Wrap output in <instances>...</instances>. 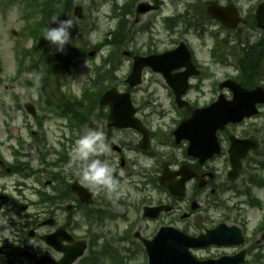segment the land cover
<instances>
[{
    "label": "flooded vegetation",
    "instance_id": "obj_1",
    "mask_svg": "<svg viewBox=\"0 0 264 264\" xmlns=\"http://www.w3.org/2000/svg\"><path fill=\"white\" fill-rule=\"evenodd\" d=\"M214 1L236 4L242 16L240 25L249 28L264 0H245L251 8L244 15L239 0ZM151 2L161 9L159 1ZM199 11L191 19L196 28L172 32L177 36L168 38L166 48L159 49L162 41L154 39L147 52L139 51L141 55H160L185 45L182 58L171 64L166 75L145 68L140 85L125 84L123 88L117 78L113 87L131 93L136 128L115 125L111 107L99 104L107 90L84 94V101L75 104L44 101L43 110L40 101H22L20 96L11 105L6 100L9 87L0 77V264H104L112 261L109 254L122 249L146 260V243L164 227L198 236L220 223L236 220L248 235L244 216L257 207L255 203L262 199L259 191L264 189L254 183L247 165L264 146L258 117L230 123L218 131L219 154H213L214 144L205 139L197 149L199 156L190 155L191 142L178 141L175 130L195 109L212 105L219 95L232 98L230 91L219 89L215 67L226 65L225 55L251 51L255 56V46L264 45V37L252 42L249 37L233 36L232 30L214 20L205 26V20H197L201 19ZM213 25L226 36L213 35ZM133 53L131 57L136 55ZM203 53L209 63L203 61ZM187 55L195 68L180 67L187 62ZM25 73L32 74L22 71L19 77ZM25 80L21 79L22 87L39 93L38 87L24 84ZM254 84L251 78L245 88L254 89ZM59 107V118L67 121L62 128L69 132L61 131L57 144H52L45 124L50 111ZM89 132L103 134L108 151L99 159L112 168L116 187L111 193L85 187L81 166L73 161L77 140ZM231 136L258 141L234 180L229 158ZM263 235L264 224L250 233L254 238L247 243L243 264H264ZM213 249L218 252L202 254ZM241 249L213 245L192 252L199 258L217 259ZM74 252L79 256L70 258Z\"/></svg>",
    "mask_w": 264,
    "mask_h": 264
},
{
    "label": "rangeland",
    "instance_id": "obj_2",
    "mask_svg": "<svg viewBox=\"0 0 264 264\" xmlns=\"http://www.w3.org/2000/svg\"><path fill=\"white\" fill-rule=\"evenodd\" d=\"M115 1L121 2L124 5V2L128 0H88L85 7V12L87 15L84 24L81 26H77L78 33L77 35L71 39V42L67 45V50L72 48L73 46H86L89 48L88 51L96 50L91 48L92 45H98L103 43L106 39L112 38L113 32L116 31L118 19L115 16V12L113 7L115 6ZM144 1V0H140ZM147 1V0H145ZM165 2L162 9L157 13L151 12L140 19L138 23L135 22L134 16L129 15L128 18L131 20L132 24L129 25L127 23L126 29L128 32L133 34V37L129 33H127V40L125 45L123 46L121 53L126 50H138L142 53L147 52L149 43L152 40H161L162 44L158 46L159 49L166 48V44L168 43V38L172 35V32L168 31L165 28L163 18L166 16H174L177 12H182L187 7L188 3L191 0H162ZM201 4H204L207 0H200ZM242 8L245 10V13H250V5L245 0H239ZM11 0H0V58L2 59L4 71L0 76L4 82L2 84L4 86L9 87V95L6 100L10 101V104L13 105L15 101H18L17 96H20L22 101L24 99L38 100L42 104V108L44 110V100L46 94L34 93L30 91L28 88L22 87L23 78H35L43 75L40 71L42 69L39 67L38 74H28L25 73L22 76H18L17 68V60L15 58L17 47L23 46H31L33 44V39H30L29 36L23 35L22 30L25 25V20L22 17V8L19 6L12 7L9 5ZM103 10V11H102ZM71 18V17H69ZM68 18V19H69ZM151 27L149 31L143 33L141 30L144 27ZM164 27V28H163ZM184 25H180L177 28V31H181ZM241 28L237 30V32L242 33V37L246 39V36L252 42H256L259 38L262 37V34L256 28H247L245 26H240ZM220 29L213 25V31H219ZM235 36V32L232 33ZM24 36V37H23ZM32 40V41H31ZM35 43V41H34ZM111 50L110 46H102L98 52L93 57L86 56L79 61L78 58L72 57V63L75 64L73 72L69 73L67 76V80L62 82V84H66V90L72 93H80L84 86L90 84L91 79L93 77L94 66L101 62L104 54L109 53ZM202 57L203 61H208L207 54L203 53ZM79 62V63H78ZM210 61L206 62L209 63ZM238 62V55L231 54L228 57L227 65H219L216 70L217 78L223 80L227 78L226 76L234 75L235 69L232 65ZM29 60L25 61V65L28 66ZM132 60L124 58L121 69L118 71L117 77L120 79L121 87L123 88L125 85V79L128 77L131 71ZM261 73V72H259ZM223 77V78H222ZM148 78H151L148 75ZM61 84V81H60ZM46 101V100H45ZM47 113V112H46ZM42 114H45L44 111ZM12 115V113H11ZM20 115V114H17ZM45 124V128L48 131V139L52 144H57L58 138H60L61 131H65L62 126V123L66 122L65 119H61L56 117L55 115H51ZM259 128L263 130L264 133V113L260 118L256 120ZM69 132L66 129V133ZM264 136V134H263ZM264 138V137H263ZM255 162L260 163L264 162V147L262 148V153L254 157ZM258 172L264 176V170L258 169ZM259 196L264 199V189L259 191ZM264 208V207H263ZM263 214L262 211L257 209L248 210L244 219L248 224V239H253L254 237L250 236V233H253V230L256 229L262 223ZM230 222L237 224L236 220H230ZM218 252L217 250H210L207 252H203L202 254H209ZM121 255L125 258L130 259L124 264H141L142 257L140 255L134 256L133 252L128 250H121ZM104 264H116L112 262L110 259L106 261Z\"/></svg>",
    "mask_w": 264,
    "mask_h": 264
},
{
    "label": "water",
    "instance_id": "obj_3",
    "mask_svg": "<svg viewBox=\"0 0 264 264\" xmlns=\"http://www.w3.org/2000/svg\"><path fill=\"white\" fill-rule=\"evenodd\" d=\"M148 8L140 7L138 13L146 12ZM210 14L220 20L225 25L229 27H235L239 22L238 15L236 11L231 8H224L218 5H213L209 9ZM75 15L77 17L83 18V9L80 6L75 8ZM258 19L259 23L264 22V5L258 10ZM261 26V25H260ZM264 27V25H263ZM163 57H152V58H136L134 70L129 79V82L132 85L137 84L139 80V75L141 69L144 66L152 65V61L155 62L162 60ZM160 69V68H159ZM229 84L230 88L234 91V99L229 103L221 104L220 100L212 107L207 109L198 110L194 113L193 117L189 122L184 123L179 132H186L187 127L192 131L186 133L187 136H190L192 140H195L197 137L212 133L215 135L216 130L219 127L227 124L228 122H236L241 120L245 115H252L255 113V103L257 100L248 101V94L244 91L239 85L232 82L225 83ZM111 95H106L103 98L102 103H111ZM128 94L122 95L121 99L127 102L129 101ZM120 125H130L129 123H122ZM198 139V138H197ZM248 149V148H246ZM235 169H239V162L234 165ZM220 228H223L221 226ZM241 237L240 233L236 229H231L227 233H216L215 231H209L208 235L200 238H185L176 233L168 234H159L158 237L153 241L148 247L150 255L149 264H234L235 260H230L229 262H224L226 259L222 258L219 261H204L200 262L194 259L188 249L190 246H201L205 247L210 244L216 243L219 245L223 244H237L240 243Z\"/></svg>",
    "mask_w": 264,
    "mask_h": 264
},
{
    "label": "clouds",
    "instance_id": "obj_4",
    "mask_svg": "<svg viewBox=\"0 0 264 264\" xmlns=\"http://www.w3.org/2000/svg\"><path fill=\"white\" fill-rule=\"evenodd\" d=\"M53 24L57 26L52 27ZM73 27L72 18L61 20L59 17L53 16L50 26L44 30L42 38L50 45L55 46L56 52L63 53L71 42ZM64 90L62 89V91ZM107 151L101 132H89L77 140L73 149V161L81 166V183L85 187L106 189L109 193L115 190L116 181L112 175V168L107 162H102L99 159V157L105 156Z\"/></svg>",
    "mask_w": 264,
    "mask_h": 264
},
{
    "label": "trees",
    "instance_id": "obj_5",
    "mask_svg": "<svg viewBox=\"0 0 264 264\" xmlns=\"http://www.w3.org/2000/svg\"><path fill=\"white\" fill-rule=\"evenodd\" d=\"M87 1L88 0H19L16 1V3H18L19 7L23 6L22 9L28 13V15L25 16L26 19L36 18L31 33L34 36L42 38L44 30L50 26L53 16L59 17L61 20H66L70 17L71 9L75 3L80 2L86 4ZM51 26L56 27L57 25L53 24ZM42 43L47 49L52 46L44 39Z\"/></svg>",
    "mask_w": 264,
    "mask_h": 264
}]
</instances>
